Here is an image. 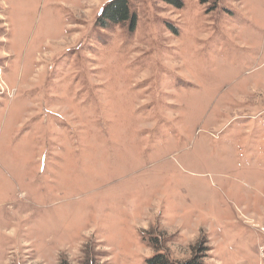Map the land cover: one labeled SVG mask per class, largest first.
Segmentation results:
<instances>
[{"label":"rangeland","instance_id":"374dc122","mask_svg":"<svg viewBox=\"0 0 264 264\" xmlns=\"http://www.w3.org/2000/svg\"><path fill=\"white\" fill-rule=\"evenodd\" d=\"M111 1L0 0V264H264V0Z\"/></svg>","mask_w":264,"mask_h":264},{"label":"trees","instance_id":"16d2710c","mask_svg":"<svg viewBox=\"0 0 264 264\" xmlns=\"http://www.w3.org/2000/svg\"><path fill=\"white\" fill-rule=\"evenodd\" d=\"M170 1L175 2V0H170ZM208 1L209 0H202V2H206V3ZM101 18H103L106 21H111L112 24L124 23L129 21L131 23V27H130L131 31L136 30L135 27L137 22V16L135 13L131 12L128 0H112L110 2V5L101 12ZM107 24L109 25V23ZM203 250H204L203 246L200 243L194 249L193 256L190 259L184 261L182 264H206L203 261V255L201 253L198 254V252H203ZM151 262L153 264H172L171 263L172 261L169 259V257L162 254L154 255V258L151 260ZM88 264H90V262Z\"/></svg>","mask_w":264,"mask_h":264}]
</instances>
